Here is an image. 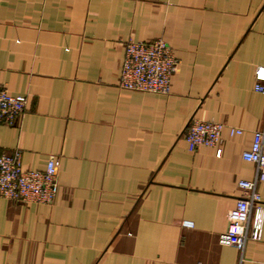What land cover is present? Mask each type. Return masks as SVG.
Listing matches in <instances>:
<instances>
[{
  "label": "crops",
  "instance_id": "0c3cea01",
  "mask_svg": "<svg viewBox=\"0 0 264 264\" xmlns=\"http://www.w3.org/2000/svg\"><path fill=\"white\" fill-rule=\"evenodd\" d=\"M128 39L166 41L168 95L117 86ZM264 0H0V87L27 100L0 154L57 162L52 204L0 199V264H264L260 240L226 235L264 127ZM192 119L241 129L219 158L189 152ZM190 221L192 228L181 223Z\"/></svg>",
  "mask_w": 264,
  "mask_h": 264
},
{
  "label": "built area",
  "instance_id": "2783aa9c",
  "mask_svg": "<svg viewBox=\"0 0 264 264\" xmlns=\"http://www.w3.org/2000/svg\"><path fill=\"white\" fill-rule=\"evenodd\" d=\"M178 60L169 44L163 39L140 42L128 39L124 43V59L119 69L117 86L125 91L153 95H168L171 79L177 71ZM255 93L264 95V67H256L253 73ZM26 98L12 96L0 87V125L13 127L22 117ZM229 139L242 136L243 131L212 121L192 119L187 125L183 139L189 152L200 147L222 154L220 144L223 134ZM243 161L255 166L251 180H240L241 191L234 207L227 212L229 238L237 239L239 250L243 252L247 241L260 240L263 223L262 199L258 185L264 182V127L255 131L251 146L241 153ZM57 162L49 157L42 169H25L20 151L0 154V199L23 204H52L57 193ZM184 228H192L193 223L183 221Z\"/></svg>",
  "mask_w": 264,
  "mask_h": 264
}]
</instances>
